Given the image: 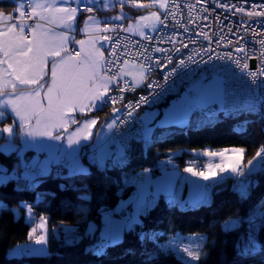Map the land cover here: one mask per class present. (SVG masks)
Instances as JSON below:
<instances>
[{
  "label": "trees",
  "instance_id": "trees-1",
  "mask_svg": "<svg viewBox=\"0 0 264 264\" xmlns=\"http://www.w3.org/2000/svg\"><path fill=\"white\" fill-rule=\"evenodd\" d=\"M13 8L14 1L0 0V10ZM210 106L193 110L192 119L203 118L199 125L179 126L160 137L152 134L147 147L133 141L124 165L113 162L102 169L85 159L86 170L71 172L65 165L56 164L50 173L40 174L30 184L22 164L30 161L34 152L19 153V147L9 153L0 151V166L6 174L12 173L0 184V264H185L174 250L165 247L177 233L205 235L197 264H264V217L246 220L264 200V168L248 173L244 197L242 187L231 177L216 182L210 189V201L198 205H184L176 194H160L143 206L139 221L126 228L119 240L101 247L99 233L104 217L110 212L120 214L117 205L136 191L137 185L131 181L138 173L144 180L145 170L154 177L166 167L184 172L193 164L192 151L207 148H244L247 163L264 146L258 114L231 117L219 112L211 119ZM112 107L94 112L99 117L97 126L109 118ZM14 140L19 143L20 135ZM167 159L173 165L166 163ZM200 165L202 160L195 167ZM29 210L47 221L48 251L11 256L13 247L34 240L30 237L32 223L26 220ZM226 221L230 222L227 227ZM90 223L95 225L93 232ZM250 237L256 239L257 249L241 254Z\"/></svg>",
  "mask_w": 264,
  "mask_h": 264
},
{
  "label": "snow or ice",
  "instance_id": "snow-or-ice-1",
  "mask_svg": "<svg viewBox=\"0 0 264 264\" xmlns=\"http://www.w3.org/2000/svg\"><path fill=\"white\" fill-rule=\"evenodd\" d=\"M89 2L90 0H51L49 3L47 0H30L27 5L24 2L19 3L16 10L10 14L0 12V121L6 119L9 114L14 115L13 124L17 120L19 121L22 138L23 136L48 137L59 141L65 137L68 125L76 124L78 125L76 131L67 134L68 145L78 144L81 139L87 140L91 136V128L97 124V120L84 119L78 123L75 113L83 114L93 110H103L109 103L113 105L112 112H118L119 109L115 105L125 99L123 96L125 91L135 92L137 87L143 85L148 80V75L152 72L154 65L161 68L167 66L162 64L159 58L153 60L148 55L147 49L140 50L138 48L137 51L130 52L128 44L124 43L118 34L115 42H113V37L107 35V33L117 32V27H110L108 21L109 19L123 20V16L105 18L103 26L100 19L89 16L84 21L85 26L79 29L81 32L89 34L88 39L76 40L78 14L81 11H93L91 7L87 6ZM72 3H75L77 7L65 6ZM125 5H130L131 8L151 9L158 7L165 10L163 14L159 11H149L147 14L140 16L135 24H130L124 28V31L136 32L143 39H151L144 31L145 28L157 31L158 26L165 25L168 16L171 15L175 18V9L179 7L175 0H172L171 10H169V0H149L148 3H141L140 0H120L121 10ZM26 7L30 11H26ZM188 7L194 9L195 5L189 4ZM219 7L228 8L230 6L220 4ZM231 7L234 8L235 5ZM257 7L261 10L256 11ZM252 8L253 10L246 13L248 17H264V4H253ZM38 9L40 11H37ZM236 11L244 13L245 9L240 7ZM191 14L189 12L190 16ZM204 19H207V17H204ZM29 20L33 22L29 24ZM40 21L62 27L64 31L56 32L53 28H46L45 24L40 23ZM261 23L264 25V21ZM25 29L29 30L32 36L31 40L28 39ZM185 30L187 31V29ZM248 31L249 29L246 28L245 32ZM91 32L101 33V35L94 36L91 35ZM200 35L206 40H211L206 32L201 31ZM253 35L259 36L260 33L254 31ZM70 41L73 44L80 45L79 52L73 53L69 50ZM100 41L111 45L110 50H108V57H105L104 51H101L102 45L97 47ZM173 42L175 43L174 40ZM219 43L218 40L217 45ZM232 43L231 40L228 41V44ZM254 43L261 46L259 55L255 57L259 59L260 63L255 69L249 68L248 60L253 57L248 55V47L245 44H240L238 48H235L237 53H244L243 58L234 56L231 52L215 54L216 60L231 62L224 65H211L214 70L222 69V71H214L210 81L217 98L223 99L233 94L230 85L234 80H239L247 85L249 94L255 93L258 98L264 99V79H261V77H264V39ZM121 47L124 49L122 52L119 51ZM183 47L187 48V45L184 44ZM152 51L166 52L167 50L153 48ZM173 51L179 53L180 49L174 48ZM201 51L213 52L214 50L209 46L207 49H201ZM49 57L52 58L50 62V80L46 81L45 77L49 75ZM121 57H127L123 60V63H121ZM139 57H143V60L137 63ZM165 59L167 64H172V57L167 56ZM212 59V56L208 57V60ZM199 63L206 62L203 60L197 61L193 55H189L186 59L179 60L178 64L172 67L163 79L167 82L170 76L179 74L178 68L186 67L187 64ZM231 64L239 69V74L232 71ZM126 76L132 78L131 85L125 79ZM245 77L250 79L246 80ZM208 79L207 76H202V87L204 81ZM121 81L123 82L122 86ZM21 87L23 90H21ZM113 87L120 95L111 94ZM147 87L154 89L161 87V85L152 81L147 84ZM42 91L44 98L47 100V107L41 103ZM147 101L148 97L141 96L135 105L129 102L124 107L128 109L139 108L142 103H147ZM132 114V111L127 113L128 117H131ZM33 119H35V124L32 123ZM117 119L118 117L113 119L106 127L113 129L116 126ZM123 122L121 121V123ZM0 132L8 133L9 138H11L13 126L8 125L0 129ZM73 151L76 150L73 149ZM244 152L245 149L239 147L224 148L220 151H205L202 154L209 157L208 164L200 170L190 165L185 171L194 176H200L204 180L215 177L218 174L217 169L220 173L231 171L238 176H244L245 170L242 166ZM215 157H219V163H213L212 158ZM257 158H261V163L264 164V147H261L252 159L247 161V165H252ZM37 174L29 177L25 173V178L34 179ZM240 194L242 197L246 194L243 187ZM84 198L87 199V195ZM225 223L230 222L226 221ZM44 225L45 221L41 218L38 227L43 228ZM36 231L37 229L33 228L30 237ZM36 242H46V233L41 234ZM257 247L256 239L250 237L241 254L254 251ZM183 252L193 261L200 259L198 247L186 246L183 248ZM185 264H190V262L185 261Z\"/></svg>",
  "mask_w": 264,
  "mask_h": 264
},
{
  "label": "built area",
  "instance_id": "built-area-1",
  "mask_svg": "<svg viewBox=\"0 0 264 264\" xmlns=\"http://www.w3.org/2000/svg\"><path fill=\"white\" fill-rule=\"evenodd\" d=\"M27 5L28 0H23ZM179 5L176 11V16L173 18L171 15L168 16L165 25L158 26L157 31L147 33L151 39H143L139 35H134L129 32L124 31L126 28L124 22L114 21L110 22V27H117V32H109L107 35L113 37V42H115L117 34L128 44V49L130 52H135L139 48L140 50L147 49L148 55H150L153 60L159 58L162 64H166V67L153 66L152 72L148 75V80L142 86L137 87L135 92L125 91L123 96L125 99L117 103L115 106L119 107L120 112L117 119L116 126L114 127L113 136L117 142V145L121 151L115 157V164L124 165L129 161L128 151L131 148L133 141H141L144 147H147L152 142V132L148 135L147 130L150 128L145 118L144 112L158 106L163 101L170 97L181 94L185 89H190L193 85H201L202 76L212 77L214 71H222V69H213L211 65H224L226 63H231L230 61L216 60L215 54H223L226 52L233 53L234 56L244 57V53H237L235 48H238L240 44H245L248 47V55L252 56V59L248 60L249 68L255 69L259 65V59L255 58L259 55L260 45L254 43L260 39H264V17H248L246 15L247 11L253 10L252 5L264 4V0H175ZM194 4V9H189L188 5ZM220 4H227L230 7L222 8L219 7ZM235 5V7H231ZM243 7L245 9L244 13L236 11L237 8ZM172 9V0H169V10ZM28 11V8L25 9ZM256 11L261 9L257 7ZM162 11L161 14L164 13ZM191 12V16L189 15ZM198 17V18H197ZM207 17V19H204ZM163 18V16H162ZM191 21V22H190ZM249 29L246 33L245 29ZM187 29V31L185 30ZM231 29V31H229ZM201 31L208 33L211 40H206L200 35ZM259 32V36H254L253 32ZM29 37V34H28ZM223 37V39H221ZM243 37L244 39H239ZM175 41V43L173 42ZM220 41L217 45V41ZM231 40L233 43L228 44ZM194 41V42H193ZM186 44L187 48L183 45ZM250 45V46H249ZM209 46L213 48V52L201 51V49H207ZM111 45L107 43L106 47V57H108V50H110ZM153 48L166 49V52H154ZM174 48H179L180 52L177 53L173 51ZM254 49V50H253ZM120 52L124 51L123 47L119 49ZM79 52V50H74ZM193 55L197 61L203 60L206 63L199 64H187L186 67L178 68V75H172L168 78L167 82L164 81L163 77L171 71L172 67L178 64L181 59H186L187 56ZM172 57V64H167L165 57ZM212 56V60H208V57ZM127 57H121V63ZM143 60V57L137 58V63ZM232 71L239 74V69L236 68L234 64H231ZM187 73V74H185ZM111 74V73H109ZM246 80L250 79L245 77ZM264 79V77H261ZM128 80V79H127ZM155 81L160 84L161 87L158 88H148L147 84ZM206 81H204L205 84ZM129 85L131 81L128 80ZM123 82L121 81V86ZM233 94L226 96L222 99L220 108L214 105L210 106L208 113L213 116L219 112L226 116H238L243 113L252 112L258 114L262 119V130L264 131V99L258 98V95L253 93L249 94V89L242 81L234 80L230 85ZM194 94L193 91L190 92ZM112 95H120L115 87L112 88ZM148 97L147 103H142L139 108L128 109L124 105L131 102L133 105L138 101L139 97ZM107 106H113L109 103ZM132 111V116L128 117L127 113ZM121 121H124L121 123ZM152 129V128H151ZM264 147V146H263ZM66 157L63 156L60 159L61 163H65ZM260 161V168H264V164ZM99 168H105V165L100 164ZM203 165L196 167L197 170L203 169ZM22 171L27 173L29 177L35 175L34 179L29 178L28 182L30 184L34 183L37 176L40 175V170L34 166L30 161H24L22 164ZM256 173V171H254ZM246 174L244 176H238L233 174L231 180L241 186L245 187L249 181ZM241 182H243L241 184ZM134 185L143 184L144 180L141 173L131 181ZM264 202V200H263ZM109 216H114V213H108ZM264 217V203L259 204L255 209H253L247 216V221H254ZM230 223L225 226H229ZM40 235H34V240H37ZM111 243L109 238L103 239L101 241V247H106ZM100 248L95 249L99 251Z\"/></svg>",
  "mask_w": 264,
  "mask_h": 264
},
{
  "label": "crops",
  "instance_id": "crops-1",
  "mask_svg": "<svg viewBox=\"0 0 264 264\" xmlns=\"http://www.w3.org/2000/svg\"><path fill=\"white\" fill-rule=\"evenodd\" d=\"M12 1L15 2L16 8L18 7L19 3L23 2V0H12ZM28 1L30 2V0ZM47 2L50 3L51 0H47ZM140 2L148 3L149 0H140ZM105 5H107V7H105ZM65 6L77 7L75 3ZM87 6L91 7L93 11L92 12L81 11L78 14L77 17L78 27L75 32L76 40L88 39L89 34L81 32L79 29L85 26L84 21L87 20L89 16H93L96 19H100L102 21V26L105 18H111L118 15L123 16L124 17L123 20L109 19L108 22L110 23L114 21H120V22L122 21L125 23V26L128 27V25L130 24H135L136 20L140 16L147 14L149 11H159L160 13H162V11L164 10V9H159L158 7L151 9L131 8L130 5H125L123 10H121L120 0H90ZM16 8H13L11 11L0 10V12L5 14H10L14 12ZM111 10H115V12L112 14H105L106 12ZM133 10L137 12L133 14ZM28 11H30V9H28ZM37 11L40 10L38 9ZM32 22L33 21L31 20L28 21L29 24H31ZM40 23L45 24L46 28H53L54 31L56 32L64 31L62 27L49 25L44 21H40ZM25 31L26 34H29L28 39L31 40L32 36L29 30L25 29ZM144 31L146 33L153 32V30L150 28H145ZM129 33L138 35L136 32H129ZM91 35L99 36L101 35V33L91 32ZM101 45L103 47H101ZM97 47H101V51H104V55L106 57L107 43H105L104 41H100V44H98ZM69 50L74 53V50H80V45L73 44L70 41ZM51 59L52 58L49 57V65H48L49 75L45 77L46 81L50 80ZM125 79H128L132 82V78L130 76H126ZM21 90H23L22 87ZM41 103L45 107H47V100L44 98L43 91L41 92ZM96 111L98 110H93L92 112H85L83 114L75 113L74 115L78 123L83 121L84 119H96L98 123L99 117L97 115H94L95 114L94 112ZM119 112L120 109L118 112L113 114L111 109V115L104 123H102L99 126H97L96 124L91 128L92 134L87 140L81 139L78 144H73L71 146H69L67 143V134L75 132L78 125L76 124L68 125L67 131L65 133V137L59 141L49 139L48 137L33 138V137L23 136L22 138L19 131V121L17 120L16 123L13 124V120L15 119V117L14 115L9 114L7 115L6 119L0 121V129H3L8 125H12L13 135L11 138H9L8 133L0 132V151L4 153H9L11 151L16 150L18 147H19V153H23L26 150H32L34 154L31 156L30 162L40 170V174L50 173L53 169V166L56 164L65 165L68 168V170H70L71 172L83 171L86 170V165L84 163L85 159H88L89 161L94 162L98 165L100 164L110 165L114 162L116 155L121 151V149L117 145V142L113 136L114 128L108 129L106 125L108 123H111L113 119H116L119 116ZM144 115L148 124H151L153 123L156 113L155 111L150 109V110H146L144 112ZM32 123L35 124V119L32 120ZM147 132L149 135L152 132L151 128H149ZM18 134L20 135V141L19 143H16L14 139ZM73 149H75L76 151H73ZM63 156H65L67 160L65 163L60 162V159ZM3 168L4 167L0 166V184L4 182L9 176L12 175V173L6 174L3 171ZM171 168H176V167H171ZM176 170L183 172L179 168H177ZM177 177L178 176L174 174H166V176H164V173H162L160 174V176L158 175L155 177L152 176V178H147L144 174V183L137 185V188H140V193H141L140 197L134 193L131 197H129L128 200L130 201L126 203V205H124V203L122 202L118 203L116 210L120 213L119 215L115 214L114 216L111 217L109 216V214H107L106 217H104V224L102 225L99 233L100 239L103 240L109 238L111 242H115L119 240L126 228L131 227L134 223L139 221V215L143 206L152 203L158 195L160 194L171 195L175 193L178 196L182 181L180 178L176 180ZM135 201H138V208L136 213L134 215L131 212L127 214L123 206L127 207L133 205ZM123 213L124 215H122ZM41 218H43L45 221V225L43 228L38 227V225H40L41 223ZM26 220L32 223L30 233H32L33 228L37 229L36 233H33L31 236H34L36 234H39L41 236V234L46 233V240H47V221L44 217L36 218L33 215L32 211L29 210L26 214ZM89 229L91 232H93L95 230V225L90 223ZM46 250H47V241L44 243H37L36 241L34 242L31 241L28 243L18 244L15 247H13L10 250V255L22 256L28 254H40L46 252Z\"/></svg>",
  "mask_w": 264,
  "mask_h": 264
},
{
  "label": "rangeland",
  "instance_id": "rangeland-1",
  "mask_svg": "<svg viewBox=\"0 0 264 264\" xmlns=\"http://www.w3.org/2000/svg\"><path fill=\"white\" fill-rule=\"evenodd\" d=\"M211 78L212 77L206 80L203 87L199 84L193 85L190 89L187 90L185 89L181 94L172 97L166 104H159L155 108L151 109L156 113L153 123L149 125V127L152 128L151 131L152 134L154 135L153 137H160L167 132L178 129L179 126L190 125V124L199 125L203 121V118L192 119L191 115L193 110L196 109L200 110L201 108H206L209 105H214L215 107L220 108L222 99L216 97L215 89L212 86V83H210ZM192 90L194 91V95L190 93V91ZM117 108L119 109V107ZM209 117L211 119H214L217 116H209ZM225 148H231V147H225ZM222 149L224 148H219V149L207 148L204 150H193L192 153L194 154V161L193 164L191 165L195 167L198 161L202 160L204 167L205 165L208 164L209 157L203 155L202 153H204L205 151H220ZM212 159L214 164L219 163V157H215ZM166 163H170L173 165L170 159H167ZM242 166L244 167L246 175H248V173H253L255 170L260 168L259 158L253 161L252 165H247V163L244 162V156H243ZM176 169L177 168L166 167L165 169L163 168L158 175L160 176V174L162 173H164V176H166V174H174L178 176L176 180L178 178L181 179L182 184L180 186L178 199H180L182 204L184 205H198L203 202H209L211 199V193H210L211 187L216 182L222 181L228 177H231L234 174L231 171L220 173L219 170L217 169L218 174L215 177L209 180H204L200 176H194L189 172L186 171L181 172ZM149 174H151L149 171L145 172V176L147 178H152V175ZM134 193L140 197L141 194L140 188H137ZM132 195H130V197ZM172 195H175V193ZM128 199L129 197L126 199H122L120 202L126 205V203L130 201ZM1 204L2 202H0V205ZM123 207L125 208L127 214L131 212L134 215L138 208V201H135L133 205L127 207L123 206ZM122 215H124V213ZM31 241L34 242L36 240H31ZM46 241H48V237ZM204 241H205V235L203 233H193V234L177 233L171 239L168 240V242L165 244V247L174 250L176 254L181 259H183L184 262L188 261L190 262V264H197L198 261H193L191 260L190 257H187V254L183 252V248L186 246H191L192 248L198 247L199 250L201 251ZM47 251H48V246L46 252L44 253H47ZM44 253H40V254H44Z\"/></svg>",
  "mask_w": 264,
  "mask_h": 264
}]
</instances>
